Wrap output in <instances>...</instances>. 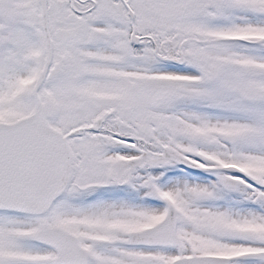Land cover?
<instances>
[{
  "label": "snow or ice",
  "instance_id": "obj_1",
  "mask_svg": "<svg viewBox=\"0 0 264 264\" xmlns=\"http://www.w3.org/2000/svg\"><path fill=\"white\" fill-rule=\"evenodd\" d=\"M0 264H264V0H0Z\"/></svg>",
  "mask_w": 264,
  "mask_h": 264
}]
</instances>
